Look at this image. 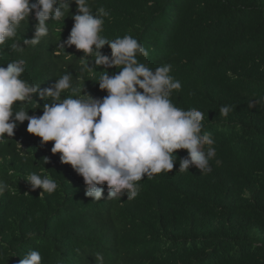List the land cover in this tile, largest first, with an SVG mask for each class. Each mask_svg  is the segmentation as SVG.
Instances as JSON below:
<instances>
[{"label": "trees", "instance_id": "1", "mask_svg": "<svg viewBox=\"0 0 264 264\" xmlns=\"http://www.w3.org/2000/svg\"><path fill=\"white\" fill-rule=\"evenodd\" d=\"M89 6L110 13L102 36L131 35L145 47L148 56L138 55V62L153 71L172 65L181 89L171 100L204 114L202 134L216 149L212 172L178 171L188 156L179 150L173 171L143 178L136 198L107 200L103 185V199L93 201L83 178L51 152L52 142L29 134L27 121L18 124L0 144V180L9 185L0 195V264H19L32 250L42 264H95L97 252L104 264H264V103L249 107L264 98V0H89ZM76 7L64 23L46 22L49 34L28 46L23 37L34 38L38 23L33 13L6 42L0 66L24 59L21 78L30 84L51 88L71 73L77 92L106 96L98 85L104 68L92 61L90 74L82 70V51L58 47L70 36ZM12 42L24 53L12 52ZM101 52L111 54L107 45ZM67 96L77 98L71 89L61 99ZM49 100L33 96L39 107L28 105L29 116H41ZM225 105L232 108L226 117L219 111ZM32 173L49 175L57 190L30 192L24 180Z\"/></svg>", "mask_w": 264, "mask_h": 264}, {"label": "clouds", "instance_id": "2", "mask_svg": "<svg viewBox=\"0 0 264 264\" xmlns=\"http://www.w3.org/2000/svg\"><path fill=\"white\" fill-rule=\"evenodd\" d=\"M75 4L72 15L74 26L67 41L58 47L64 50L75 46L82 51L83 69L90 74L99 72V88L107 93L103 98L77 92L72 88L73 75L66 73L51 88L30 84L22 79L26 61L17 59L0 66V144L6 136L12 138L18 124H27V132L39 137L42 144L52 142L51 152L59 154L61 163L70 165L84 180L85 195L101 201L106 185L107 200H121L127 195L137 197L143 178L153 179L161 173L173 171L176 153L186 150L188 156L179 160L180 172L194 166L201 173H211L210 161L216 157L214 141L208 133L202 134L204 114L197 109L178 108L171 100L181 83L170 75L171 64L155 68L138 62L137 56H148L145 47L131 35L109 40L100 33L105 17L110 13L103 7L93 13L89 0H0V54L6 42L17 38L22 22L30 18L38 21L34 38L23 37V44L36 46L49 34L48 21H63ZM60 31V29H57ZM107 45L110 55L101 49ZM12 52L23 54L25 48L12 42ZM57 52L56 55H60ZM91 57V61L89 60ZM94 57V58H93ZM94 61L95 68L90 66ZM118 69L109 75V69ZM71 89L77 98L62 93ZM33 96L50 98L43 104L42 115L29 116L28 105L39 106ZM19 102V103H18ZM264 103V98L254 100L249 107ZM222 116L232 111L231 106L219 109ZM48 163V159H44ZM221 161L216 160L220 165ZM30 192L42 189L49 194L58 188L57 182L47 174L32 173L24 180ZM9 188L0 180V195ZM33 234H29L31 236ZM19 264H42L40 252L29 251ZM95 264H104V256L97 252Z\"/></svg>", "mask_w": 264, "mask_h": 264}]
</instances>
